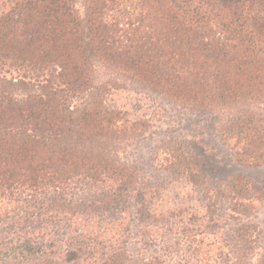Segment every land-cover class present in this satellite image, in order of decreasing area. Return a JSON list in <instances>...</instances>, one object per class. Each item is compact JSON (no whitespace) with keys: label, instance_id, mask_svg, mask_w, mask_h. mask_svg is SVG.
<instances>
[{"label":"trees","instance_id":"16d2710c","mask_svg":"<svg viewBox=\"0 0 264 264\" xmlns=\"http://www.w3.org/2000/svg\"><path fill=\"white\" fill-rule=\"evenodd\" d=\"M102 68L108 84L94 78ZM125 81L189 108L261 103L260 95L264 103V0H0V264L53 261L52 251L35 248L58 231L51 216L44 226L34 221L40 219L37 196L66 188L82 175L98 180L110 172L112 182L126 179L128 167L109 156L127 138L116 124L127 125V118L119 120L124 114L104 95ZM230 126L243 142L239 159L263 161L264 111H240ZM182 163L191 184L215 192L224 188L227 196L224 191L219 196L229 205L253 209L261 199L251 182L210 180L199 165ZM129 176L126 185L113 188L114 198L105 195L89 206L106 211L118 205L133 185ZM145 213L150 221L146 207ZM184 220L163 213L150 221L151 229L146 225V240L139 241L171 246L176 251L166 256H180L177 262H164L161 250L129 254L120 232L104 251L93 238L85 250L66 255L71 264L209 262V252H197L198 258L177 250L187 242L199 250L196 238L213 235L188 233L194 230L180 226ZM256 235L255 225L241 224L227 238L230 249L222 264H264Z\"/></svg>","mask_w":264,"mask_h":264},{"label":"rangeland","instance_id":"374dc122","mask_svg":"<svg viewBox=\"0 0 264 264\" xmlns=\"http://www.w3.org/2000/svg\"><path fill=\"white\" fill-rule=\"evenodd\" d=\"M127 1L123 0L124 3ZM94 75L96 80L108 84L107 72L103 68L98 69ZM106 92L104 95L109 106H115L124 114L119 120L127 118L130 125L116 122L118 127L123 126L126 129L127 138L121 142L118 150H114L113 157H109L113 164L127 166L129 172L125 175L126 179H121L120 182H112L110 172L98 175V180L86 179L82 175L76 177L75 182L66 188L61 187L54 192L37 196L36 202L40 205L37 206L38 215L35 217L39 216L40 219L35 218L34 221L37 225L39 223L44 226L45 218L51 216L54 219L52 226L58 228L50 243L46 240L45 244L43 242L35 246L37 249L43 246L42 250L54 253L53 261L44 260L43 264H71L72 257H68L66 252L78 254V251L85 250L88 239L98 240L102 245L99 252L104 251L107 246H111L109 238L119 232L123 234V238L127 237L124 249L129 254L141 256L161 250L164 262H177L180 256H166L176 251L171 246L166 248L163 244L151 241L145 246L139 243L141 238L147 236L146 225L152 219L157 220L158 216L170 211L185 219L180 226L194 230L187 231L188 233L204 230L216 236L197 237L199 250L191 242L177 247V250L186 252L181 254L185 257L189 252L197 256V252H209L211 260L197 264H222L230 249L227 238L235 235L241 224L255 225V247L258 246V251L264 247V160L241 161L239 157L243 142L230 130L231 119L236 113L247 110L264 111L261 95L257 98L261 103L239 101L227 103L230 108L223 106L215 109V105L209 111L207 108H189L181 103L170 102L159 93L129 81H125L121 87L110 90L107 88ZM175 156L179 159H175ZM180 159H185V162H178ZM188 161L199 165L207 179L219 180L226 177L229 178L227 182L238 180L253 183L261 199L252 203L253 209H239L229 205V202L219 196V192H225L224 188L216 192L207 190L205 185L195 186L185 178V165L179 163L185 164ZM87 166L95 167L91 163ZM127 174H131L129 178L133 185L126 189L129 192L126 199H119L118 205L106 211H96L89 206L91 202L105 195L114 198L113 188L126 185ZM134 185L136 190L132 191ZM206 186L210 187V184ZM225 193L227 196V191ZM145 207L151 213L150 221L146 219L148 215ZM234 210L245 216L234 215ZM152 226L150 222L149 229ZM48 230L51 231L50 227ZM184 233L180 235L185 237ZM170 258L172 261H169Z\"/></svg>","mask_w":264,"mask_h":264}]
</instances>
